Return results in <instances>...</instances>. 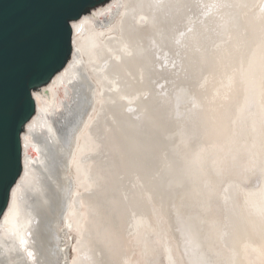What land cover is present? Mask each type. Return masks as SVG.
<instances>
[{
  "label": "bare ground",
  "instance_id": "obj_1",
  "mask_svg": "<svg viewBox=\"0 0 264 264\" xmlns=\"http://www.w3.org/2000/svg\"><path fill=\"white\" fill-rule=\"evenodd\" d=\"M72 27L0 264H264V0H113Z\"/></svg>",
  "mask_w": 264,
  "mask_h": 264
},
{
  "label": "water",
  "instance_id": "obj_2",
  "mask_svg": "<svg viewBox=\"0 0 264 264\" xmlns=\"http://www.w3.org/2000/svg\"><path fill=\"white\" fill-rule=\"evenodd\" d=\"M112 1L0 0V221L24 171L22 136L37 114L34 94L49 97L46 89L72 60V24ZM53 46L57 54L45 57Z\"/></svg>",
  "mask_w": 264,
  "mask_h": 264
},
{
  "label": "snow or ice",
  "instance_id": "obj_3",
  "mask_svg": "<svg viewBox=\"0 0 264 264\" xmlns=\"http://www.w3.org/2000/svg\"><path fill=\"white\" fill-rule=\"evenodd\" d=\"M68 3L71 2V0H67ZM68 19H72L71 16L68 17ZM57 53H56V50H55V47L53 46L52 48H50L48 51H46L43 55L46 57V56H55ZM43 68V61L41 60L40 62H38L35 67H34V71L35 72H39L41 71ZM29 257L32 256V253L29 252L28 253Z\"/></svg>",
  "mask_w": 264,
  "mask_h": 264
},
{
  "label": "rangeland",
  "instance_id": "obj_4",
  "mask_svg": "<svg viewBox=\"0 0 264 264\" xmlns=\"http://www.w3.org/2000/svg\"><path fill=\"white\" fill-rule=\"evenodd\" d=\"M32 170L34 171L35 174H37L36 171H35L34 169H32ZM70 244H71V239H69V245H70Z\"/></svg>",
  "mask_w": 264,
  "mask_h": 264
}]
</instances>
